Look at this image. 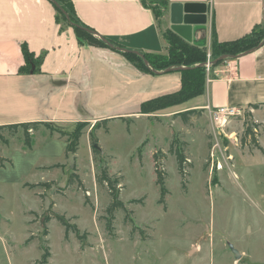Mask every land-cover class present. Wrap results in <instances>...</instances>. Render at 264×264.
Listing matches in <instances>:
<instances>
[{"label": "rangeland", "instance_id": "obj_1", "mask_svg": "<svg viewBox=\"0 0 264 264\" xmlns=\"http://www.w3.org/2000/svg\"><path fill=\"white\" fill-rule=\"evenodd\" d=\"M60 22L68 25L61 15ZM238 109L223 127L199 109L191 124L172 115L175 109L161 123L111 121L94 132L96 161L88 134L94 123L41 127L31 149L24 129L14 138L1 132L0 152L8 142L3 153L12 163L0 166V264H264L263 125L257 144L245 137L247 124L264 122L263 110ZM59 129L83 133L70 152L74 165L64 152L69 138ZM173 142L192 164L185 165V180L170 152ZM155 154L165 170L163 199ZM48 165L57 167L36 172ZM104 168L120 180L125 210L109 213L111 196L97 183ZM24 183L39 186L30 191ZM56 216L77 226L79 235L67 234Z\"/></svg>", "mask_w": 264, "mask_h": 264}, {"label": "crops", "instance_id": "obj_2", "mask_svg": "<svg viewBox=\"0 0 264 264\" xmlns=\"http://www.w3.org/2000/svg\"><path fill=\"white\" fill-rule=\"evenodd\" d=\"M69 1L84 27L142 54H166L163 34L174 32L173 5L183 9L199 6L188 43L200 48L209 49L214 39L232 42L264 28V0H166L168 11L161 19L140 0ZM23 45L36 58L44 57L39 73L22 72L26 66ZM181 77L177 71L160 75L142 72L111 48L81 42L72 27L57 21V11L48 0H0V126L40 123L39 130L32 133L34 138L45 124L63 128L121 118L131 120L129 124L139 120L161 123L170 116L169 109H175V117L197 109L209 113L226 107L258 106L263 110L264 45L211 69L202 96L159 112L162 115L141 113L144 102L177 92ZM262 114L264 117V110ZM66 144L64 152L69 154ZM9 148L8 142L1 148V168L12 163L3 153ZM51 167L54 165L40 166L36 172ZM31 186L36 185H22L30 191Z\"/></svg>", "mask_w": 264, "mask_h": 264}, {"label": "trees", "instance_id": "obj_3", "mask_svg": "<svg viewBox=\"0 0 264 264\" xmlns=\"http://www.w3.org/2000/svg\"><path fill=\"white\" fill-rule=\"evenodd\" d=\"M50 1V0H48ZM61 8L56 7L54 8L57 11V21H60V15L62 19L68 24V26L72 27L76 33V36L80 39L81 42H84L90 46H96V47H103V48H110L107 44H105L99 37L94 36L93 34H90L86 32L85 30L81 29L80 27H77L76 25L83 26L76 13L73 5L69 0H56ZM142 4L146 7H149L155 17L157 19H161L165 16L166 12L168 11L169 3L166 0H140ZM51 2V1H50ZM52 3V2H51ZM68 13L70 16L71 22L68 21L66 15L63 13L62 10ZM89 29V28H88ZM91 30V29H90ZM257 30V29H256ZM254 30L252 34L249 36H246L242 39L232 41V42H226V43H219L215 39L212 41L211 44V52L206 50L205 48H200L197 46H194L185 40H183L180 36H178L176 33L172 31H166L163 34L164 40L166 42L167 48H166V54H144V59H146L149 63V66L145 64L144 59L136 55L132 52H121L116 49H112L121 55H123L130 63H132L138 70L148 73L157 75L155 71L157 72H165L168 69H174L179 67H185L190 68L187 70L177 71L181 73V88L174 93L166 94L161 97L149 100L147 102H144L141 105V113L144 115L149 114H157L161 111H164L168 108H172L175 106L182 105L189 100H192L194 98L200 97L205 93V86L207 83V72H206V63L208 62V54H210L211 57V69L216 68L221 63L214 65L213 62L217 60L219 57L223 55H229L231 57H237L249 50H252L254 48H257L264 40V28L260 30L259 32H256ZM263 31V32H261ZM111 44H113L115 47L123 48L113 42L112 40L107 39ZM22 52L25 58L26 66L23 67L21 70L22 72L32 73L36 74L40 72V67L43 61V56H40L38 58L35 57L34 53H31L28 50V47L26 45L22 46ZM254 108H258V106H254ZM264 110V105H263ZM176 117H181L184 121V123L191 124V121L189 120L192 115L200 116L201 112L196 110L191 111H185L181 113L175 114ZM124 121H127L128 123L131 122V120H126L124 118H121ZM112 119H106L102 121V123L96 124L93 129L90 131V144H91V150L93 154V160L96 161L97 155L100 154V151L96 147L97 145V138L94 135V132L97 129H100L102 126L104 128H107V124L111 122ZM40 123H27V124H21V125H13V126H0V133L6 130H10L13 132L11 134L12 138L16 136L19 132V130L24 129L25 131V147L31 148L32 145V133L39 130ZM261 125L264 127L263 123H253L246 125V133L245 137H250L253 141V143H258L256 140L258 129ZM49 124H45V127H49ZM59 133L63 136H68V152L75 153L78 146L79 141L83 135L81 130L76 129L73 132H64L62 130H58ZM258 139V138H257ZM0 140H4L2 134H0ZM5 141V140H4ZM7 144V142H4ZM170 152L175 155L176 161L178 164V171L182 177V180H185L186 178V172H185V165L191 166V162L188 161L185 150L176 148L175 142L171 144ZM162 156L164 157L163 152ZM154 162H155V172L157 175L156 184L160 187L161 190V198L163 199L165 195L167 194V190L165 188L164 183V175L165 170L163 169L162 160L158 159V155H154ZM0 163L3 166L4 160L0 157ZM161 166V167H160ZM57 167V166H56ZM162 169V170H160ZM75 177V176H74ZM72 178L70 179V182L72 183ZM97 183L103 187H105L111 196V205L108 209L109 213L116 212L118 210H125V204L121 199L119 198V192L123 188V186L120 183L119 179H114L109 175V172L106 168H104L100 175L97 177ZM39 185L31 186V188H36ZM117 186L119 188L117 189ZM161 203V202H160ZM49 219V218H48ZM47 219V220H48ZM56 219L66 228V233L70 231V229H73L74 232L79 235V230L77 226H71L68 224V222L65 220V217L63 216H56ZM49 221V220H48ZM81 238V237H80ZM47 256L46 254L43 256V263H47Z\"/></svg>", "mask_w": 264, "mask_h": 264}, {"label": "water", "instance_id": "obj_4", "mask_svg": "<svg viewBox=\"0 0 264 264\" xmlns=\"http://www.w3.org/2000/svg\"><path fill=\"white\" fill-rule=\"evenodd\" d=\"M50 1L56 7L61 8L56 0H50ZM62 11L66 15V17H67V19L69 21L67 13L64 10H62ZM199 12H200L199 6H196V5H186L184 7V9L180 5H173L172 8H171L172 30L176 34H178L179 36L184 38L187 42H191L192 41V25H193L194 21L196 20V14H198ZM76 26L80 27L81 29L85 30L86 32H88L90 34H93L94 36L99 37L111 49H116V50L121 51V52H125V51L132 52V53H135L136 55L141 56L144 59V54H142V53H140L138 51H130V50H127L125 48L115 47L106 38H103L102 36H99L93 30H90V29H88L86 27H83V26H80V25H76ZM263 45H264V41L257 48L249 50V51H247V52H245V53H243V54H241V55H239L237 57H231L229 55H223V56L219 57L217 60H215L213 62V64L217 65V64H219L221 62H225V61H227L229 59H237L239 57H242L244 55H247V54H250V53L256 51L257 49L261 48ZM144 61H145V64L147 66H149L148 61L146 59H144ZM187 69H190V68L179 67V68H174V69H168L165 72H157V71H155V73L157 75H160V74H166V73H171V72H174V71H182V70H187ZM96 147H97V145H96ZM68 157L70 159V163L72 165H74V156H73V154L69 153ZM230 248H231L232 252L235 254L236 260H240L241 257H242L241 254L238 251H236L232 246Z\"/></svg>", "mask_w": 264, "mask_h": 264}, {"label": "built area", "instance_id": "obj_5", "mask_svg": "<svg viewBox=\"0 0 264 264\" xmlns=\"http://www.w3.org/2000/svg\"><path fill=\"white\" fill-rule=\"evenodd\" d=\"M206 68L209 72L211 71L210 60H208L206 64ZM211 112H212L213 120L215 121L216 125L217 126L221 125V127H223L225 126V124H227L230 118L239 115L241 111L238 108H234V107L227 108L226 107V108H221V109L211 111Z\"/></svg>", "mask_w": 264, "mask_h": 264}]
</instances>
